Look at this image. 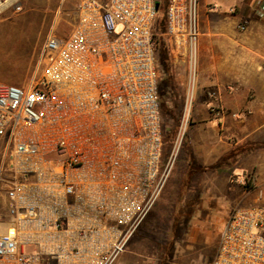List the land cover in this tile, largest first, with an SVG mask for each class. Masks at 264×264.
Listing matches in <instances>:
<instances>
[{
  "label": "built area",
  "instance_id": "built-area-1",
  "mask_svg": "<svg viewBox=\"0 0 264 264\" xmlns=\"http://www.w3.org/2000/svg\"><path fill=\"white\" fill-rule=\"evenodd\" d=\"M157 2L80 0L39 76L0 81V264H115L159 201L192 123L201 31L199 0H167L187 83L165 161ZM210 264H264V203L231 210Z\"/></svg>",
  "mask_w": 264,
  "mask_h": 264
},
{
  "label": "rangeland",
  "instance_id": "rangeland-1",
  "mask_svg": "<svg viewBox=\"0 0 264 264\" xmlns=\"http://www.w3.org/2000/svg\"><path fill=\"white\" fill-rule=\"evenodd\" d=\"M7 1L1 0V3ZM79 2L14 0L4 9L0 8V55L3 48L5 56L0 57L1 82L25 87L39 76L38 59L47 36L51 32L60 37L70 34L77 21ZM180 93H183L182 87ZM181 108L182 99H175L174 94L162 98V120L168 136H175ZM191 125L159 201L119 260L131 258L130 264H210L223 227L217 223L221 213L202 207L204 197L215 195V200L221 196L227 206H238L237 197L246 193L244 205L264 203V163L261 161H256L247 175L243 171L246 167L237 161H224L218 168L207 170L198 161L182 160L185 153L192 158L190 145L199 124L196 121ZM233 186L235 191L230 190ZM1 213H5L2 196ZM192 218L194 224L190 226Z\"/></svg>",
  "mask_w": 264,
  "mask_h": 264
},
{
  "label": "crops",
  "instance_id": "crops-1",
  "mask_svg": "<svg viewBox=\"0 0 264 264\" xmlns=\"http://www.w3.org/2000/svg\"><path fill=\"white\" fill-rule=\"evenodd\" d=\"M258 1L199 0L200 81L191 123L193 126L197 121L199 126L190 145L192 158L185 153L182 160L198 161L207 170L218 168L224 161H237L246 167L243 171L248 175L256 161L264 163V17L257 14ZM162 37L164 56L160 48L157 50L160 99L174 94L183 103L186 57L165 32ZM181 87L183 93L178 95ZM214 104L218 107L215 114L210 109ZM235 187L230 190L235 191ZM214 197H204L202 207L221 213L217 223L223 227L235 205L227 206L221 196ZM245 200L246 193L238 196L235 204L246 206ZM193 224L194 218L189 225ZM118 260V264L131 262V258Z\"/></svg>",
  "mask_w": 264,
  "mask_h": 264
},
{
  "label": "trees",
  "instance_id": "trees-1",
  "mask_svg": "<svg viewBox=\"0 0 264 264\" xmlns=\"http://www.w3.org/2000/svg\"><path fill=\"white\" fill-rule=\"evenodd\" d=\"M158 1L160 3V6H159V10H158V16L156 19L154 32L157 36V50H158V48H160L159 50H161L160 52L164 56L166 43L164 41V38L162 37V34L165 32L164 22H165V16H166V2H165V0H158ZM160 20H162V21H160ZM176 130H177V128L175 129V131ZM173 138H174L173 135L168 136V134H166V132H164L165 151L167 150V146H170V143H171Z\"/></svg>",
  "mask_w": 264,
  "mask_h": 264
},
{
  "label": "bare ground",
  "instance_id": "bare-ground-1",
  "mask_svg": "<svg viewBox=\"0 0 264 264\" xmlns=\"http://www.w3.org/2000/svg\"><path fill=\"white\" fill-rule=\"evenodd\" d=\"M12 1H14V0H10L8 3H11ZM8 3H6V4H4V3L1 4V3H0V7H1V8H2V7L4 8V7L8 6Z\"/></svg>",
  "mask_w": 264,
  "mask_h": 264
},
{
  "label": "water",
  "instance_id": "water-1",
  "mask_svg": "<svg viewBox=\"0 0 264 264\" xmlns=\"http://www.w3.org/2000/svg\"><path fill=\"white\" fill-rule=\"evenodd\" d=\"M156 5H157V8H159V6H160V3H159V2H157V3H156Z\"/></svg>",
  "mask_w": 264,
  "mask_h": 264
}]
</instances>
